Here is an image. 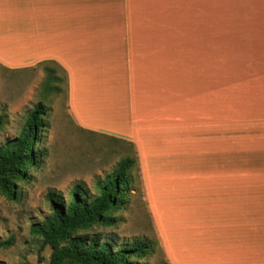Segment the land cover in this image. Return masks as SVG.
I'll return each instance as SVG.
<instances>
[{
    "label": "crops",
    "instance_id": "0c3cea01",
    "mask_svg": "<svg viewBox=\"0 0 264 264\" xmlns=\"http://www.w3.org/2000/svg\"><path fill=\"white\" fill-rule=\"evenodd\" d=\"M27 34L41 61L63 71L76 126L136 147L172 264H264V170H222L211 0H27ZM168 202L181 210L169 230L160 225Z\"/></svg>",
    "mask_w": 264,
    "mask_h": 264
},
{
    "label": "rangeland",
    "instance_id": "374dc122",
    "mask_svg": "<svg viewBox=\"0 0 264 264\" xmlns=\"http://www.w3.org/2000/svg\"><path fill=\"white\" fill-rule=\"evenodd\" d=\"M259 2L211 0V59L218 60L222 54V170H264V29L260 30L261 25L264 28V0ZM252 21L255 28H251ZM221 26L226 28L222 30V52L214 47L220 42ZM33 43L36 41H28L27 34V0H0V145L20 132L27 112L40 99L50 107V127L41 144L47 149L46 156L29 170L28 179L17 183L16 199L0 195V242L10 241L6 247L0 246V264H65L53 255L52 244L39 251L29 230L31 222L50 213L47 190L68 197L73 185L81 181L91 195L97 194L96 179L110 173L126 155H136L138 162V169L131 171L134 189L128 208L115 212L122 218L116 225H95L90 233L117 243L151 236L158 246L144 261L172 264L159 240L153 205H148L144 193L136 147L125 139L80 130L68 113L65 78L59 84L60 92L42 95L44 67L54 65L41 61L43 52L30 48ZM55 69L64 76L60 67ZM101 109L104 107L86 111ZM158 167L169 171V162L158 163ZM194 169L207 168L198 163ZM166 205L160 225L169 230L172 212L181 210L170 202ZM194 213L202 220V211Z\"/></svg>",
    "mask_w": 264,
    "mask_h": 264
},
{
    "label": "trees",
    "instance_id": "16d2710c",
    "mask_svg": "<svg viewBox=\"0 0 264 264\" xmlns=\"http://www.w3.org/2000/svg\"><path fill=\"white\" fill-rule=\"evenodd\" d=\"M56 72L55 65L44 67L42 95L60 92L59 84L65 81V76ZM49 110L45 99H40L27 112L20 132L0 145V195L16 199L17 183L28 179L29 170L46 156L47 149L41 144L50 127ZM134 168L138 169L136 155L121 158L110 173L96 179L97 194L91 195L81 181L73 185L68 197L55 189L47 190L50 213L29 226L40 245L39 251L52 244L53 255L65 264H149L144 260L155 252L158 246L155 238L140 236L117 243L90 233L95 225L113 226L122 220L115 212L128 208L130 190L134 189L131 172ZM9 244L8 240L0 242L3 247Z\"/></svg>",
    "mask_w": 264,
    "mask_h": 264
}]
</instances>
